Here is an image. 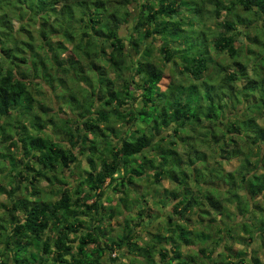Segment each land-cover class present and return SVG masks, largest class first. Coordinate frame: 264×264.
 <instances>
[{
	"label": "trees",
	"instance_id": "16d2710c",
	"mask_svg": "<svg viewBox=\"0 0 264 264\" xmlns=\"http://www.w3.org/2000/svg\"><path fill=\"white\" fill-rule=\"evenodd\" d=\"M9 2L0 0V8ZM133 4L137 10L134 17ZM13 5L14 9L21 8ZM239 6L264 23V0H30L26 7L39 17L38 43L29 33L18 38L19 30L28 29L23 24L12 30L11 16L7 11L0 12V142L7 143L0 147V162L6 158L12 166L5 193L9 204L4 213L0 209V264H114L115 257L110 254L123 242L141 250L147 264H264L256 249L249 254H233L224 242L264 238V80L248 77L247 59L240 58L244 47L239 36L251 35L246 31L244 34L241 21H235L246 18L236 11ZM221 10L230 17L213 32L205 24L209 18L205 15L214 11L218 16ZM15 14L22 17L21 11ZM130 18L131 32L126 36L121 26ZM73 39L76 41L70 47L67 41ZM209 46L214 52L227 53L234 66L217 59ZM246 50L251 53L252 49L246 45ZM159 61L178 67L190 82L170 79L162 88L165 75ZM59 71L76 85L70 86L71 103L67 105L75 117H62L59 110L40 105L31 90L33 84L39 88L46 83L52 91L55 81L63 87L67 79ZM223 71L218 77L222 90L219 87L216 95L226 97L225 112L221 102L214 103L208 79L210 72ZM36 78L38 81H34ZM238 79L245 80L240 89L234 84ZM59 101L58 108L63 110V101ZM206 101L209 103L204 112ZM217 107L221 123H226L220 126L219 120L217 128L211 127L214 144L220 142L216 149L220 151L214 157L220 169L213 166L197 182L209 160L199 169L192 166L197 173L193 179L198 185L195 192L188 177L184 179L175 170V163L192 161L186 148L183 156L178 151V126L191 117L201 122L200 111L210 123ZM233 108L241 112L238 110L231 120L228 113ZM136 120L144 126L132 129ZM48 121L61 139L31 132L34 124V129L39 130ZM118 121L124 130L118 128ZM164 126H170L172 131L166 139L159 136ZM239 137L248 146L246 151L257 159L241 150ZM78 155H82L86 166L76 173L73 183L63 171L72 165L78 168ZM231 155L242 160L234 171H226L216 157L229 159ZM19 163L24 166L21 170ZM222 173L229 183L226 191L237 202L235 205L232 201V211L220 202L222 189L213 195L208 185L202 187L201 182H213ZM20 178L26 180L22 187ZM163 178H168L173 187L164 188V195L153 202L162 190ZM43 179L48 184L45 198L40 197L42 189L38 184ZM140 180L149 184L144 186L143 194L133 195L130 211L135 204L139 208L129 214V219L125 215L121 235L114 239L105 226L116 212H122L118 204L125 207L127 200L122 202L120 197H124L119 196L117 207L111 205L107 189L112 186L119 193L122 189L135 192L138 188L134 185ZM147 196L158 207L170 201L171 208L164 218L166 233L154 235V242L144 248L137 244L134 230L141 220L152 216L140 206L141 201L148 205ZM210 210L221 215L222 224L212 216L203 221ZM249 212L253 217L248 223ZM191 220L193 228L188 227ZM232 222L238 224L239 230ZM205 224L215 229L206 231L202 228ZM189 234H195L201 245L196 253L190 248L185 256L179 245L191 247L195 238ZM210 240L224 243V251L218 250L216 258L212 256L216 248L208 247ZM157 243L160 244L155 248Z\"/></svg>",
	"mask_w": 264,
	"mask_h": 264
},
{
	"label": "rangeland",
	"instance_id": "374dc122",
	"mask_svg": "<svg viewBox=\"0 0 264 264\" xmlns=\"http://www.w3.org/2000/svg\"><path fill=\"white\" fill-rule=\"evenodd\" d=\"M19 1L21 3L17 2L16 0H10L9 3L3 5L2 8H0V12L7 11L8 14L11 16L12 22L10 23V26H11L12 30L19 29L21 27L20 25H23V24L26 27V29H28V31L19 30V33H17L18 38H22V36H24L26 33H29L34 37L33 40H36L35 43H38V41H39V37H38L39 17L34 15V14L32 15L30 13V10L26 7V3L29 2L30 0H19ZM225 1H228V0H225ZM15 3H16V5H20L21 8L20 9H14L13 4H15ZM131 7H132V16L134 17L135 13L137 12V10L135 8V4L131 5ZM20 11L22 13L21 18L15 14V13H19ZM236 11H238V13L240 15L246 16L245 19H242V18L239 19L240 17L237 18L235 20L236 23L241 21L242 25L244 26V28H242V31H244V34L246 31V33L248 32L251 35V37H246V38L243 37L242 34H241V36H239V40L242 41L241 43L244 47L241 50L240 58L241 59H243V58L247 59L246 70L248 73L247 74L248 77L258 79L260 82L261 80H264V23L256 15L244 12V10L240 6L237 7ZM205 16L209 17V18H206L207 20H205L206 21L205 24L207 26H209L210 29L214 32L220 28V26H221L220 24L223 21V19L230 17V14L226 13L225 10H221L220 15H218V16L215 14L214 11L207 12ZM49 17L52 18L53 16L51 14H49ZM231 17H233V16H231ZM131 26H132V19L128 23L121 26L122 27L121 32L123 34H125L126 36H128L131 32ZM75 41H76L75 39H73L72 42L67 41V45H69L71 47L72 43ZM157 42L158 41L156 40V43ZM246 45L251 47V49H252L251 53L247 52ZM209 47H210V52L214 56H216L217 59L223 60L224 62H227L228 66H234L233 60L228 56L227 53L214 52L213 48L211 46H209ZM69 49L71 50V48H69ZM131 52L134 54L133 50ZM156 55H160V54L157 53ZM155 60L158 61L156 59V56H155ZM159 64L163 67L164 75H165L162 78L161 83H160V86L162 88H164L166 86V84L168 83V81L170 79H172L174 81H181L183 83L190 82V78L187 75L180 73L178 71V67L173 68V66H171V64H169V65L168 64L167 65L162 64V62H160V61H159ZM223 73H224V71L221 73H218V74L215 72H210L208 79L210 80L209 85L213 90V91L211 90V92H213L215 94V95H213L214 103L219 104L221 102L220 105L222 106V109L225 112L226 106H225L224 101L226 100V97L216 95V92L218 91V88L220 87L219 86L220 84L218 85V83L220 82V80H219L220 78L218 79V77L223 75ZM58 74L62 75V77L67 79V81L66 80L64 81L65 84L63 85V87H61L62 83L57 84V81L54 82L55 88L52 91L50 90L49 86L46 83H44L39 88H37V86L33 84L31 86V90L34 92V98L37 100V103L39 102L40 105H46V106L50 107L53 111L59 110V114L62 117L68 118L70 116V114H72L73 117H75L76 116L75 114L68 112L67 105H68V103H71V100L69 99V95H71V93H72L70 86H73L74 88H76V85L74 84V82H72L71 79H69L68 76H66L65 73H62L61 71H59ZM34 81H38V78L34 79ZM81 81H82V79L80 78V82ZM244 82H245V80H241V79L236 80L234 83L235 87L240 89L241 85ZM263 83L264 82H262V84H261V88L264 87ZM84 84L85 83L82 82L81 85H84ZM220 88L222 90V86ZM224 90H226V89L224 88ZM255 95L256 96L258 95L257 91H255ZM78 99H80V98H78ZM59 100L63 101L62 102V105L64 107L63 110H60L58 108V105L60 102ZM208 103H209V101H206L204 103L205 104L204 112L208 108ZM238 107L241 108L242 103H239ZM240 108H238V109L233 108L232 110L229 111L228 116H230V118H232L231 120H233V117L237 116L238 110H239L238 112H241L240 110L242 108L241 109ZM120 109H122V108H120ZM204 112L200 111V113H199V116L201 118V122H197L196 117H191V118H189V120L184 121L183 125L178 126V131H179L178 135L180 138L176 139L177 145L180 146L178 151L180 153H182L181 155L182 156L184 155L183 149L186 148L187 152H188L187 153L188 157L192 158L191 162H188L187 159H183L184 160L183 163L182 162L181 163H175L176 167L178 168V169L175 168L176 173L179 174L183 178L187 176L188 177L187 182L194 189L195 192H197L196 190H197L198 185H196V182L193 179H195L197 173H195L196 170L192 166L195 165V167H197L199 169L201 167H204L203 165L206 162L205 161L206 159L209 160V164H208L207 168L200 170V175L197 176V182H200V179L205 178L206 172H208V170L210 171L213 166L218 167L216 160H214V157L220 151V150L216 151L220 142L217 145L214 144L213 140H214L215 135H213V134H215V132L211 133V127L217 128V122L219 120L220 121L218 122V125L225 126V124H226V123L224 124L225 121L223 123H221L222 122L221 121L222 114H221L219 107H217L215 110V113L211 115L210 123H209L208 119L206 118ZM224 116H226V115H223V118H224ZM53 119L56 120L55 117ZM44 120H45V118H44ZM223 120H225V118ZM259 121H261L263 123V120L261 118H259ZM118 123H119L118 128H122V130H124V127H123L121 121L120 122L118 121ZM137 126L143 127L144 123L136 120L134 122V124H132L131 128L133 129L134 127H137ZM34 128H36L35 124H34L33 128L30 129L31 132L41 134L44 137H47V135L50 134L51 136H54L55 139H61L62 138V135H59L58 133L55 132L53 125L51 124L50 121L47 122L46 126H44L43 128H40L39 130H35ZM162 129L163 130H160V132H159V136L164 135L165 139L168 138V136L171 135V133H172L171 127L170 126H167V127L164 126ZM6 144H7L6 142L5 143L0 142V147L3 145H6ZM238 144L240 145L241 150H243L245 152V154H247L248 156H251V154L246 151L248 149V146L246 145L244 140H242V138H240V137L238 138ZM229 149H231V148H229ZM255 149L258 150L257 148H255ZM243 151H242V153H243ZM223 153H225V152H223ZM226 154H228V152H226ZM17 157H18V155L15 154V159H14L15 163L18 162ZM78 157H79L78 168H76L75 165H72L70 169L64 168V171H63V174L68 178L67 180L73 181V183H76V180H75L76 179V173L78 171H82L83 167L86 166V163L82 158V155H78ZM230 157H232V158L225 159V158H219V156L216 157L218 159V161H220V165L222 164L223 169L226 171L227 170H233L234 171L236 169V167H238V165L240 164V162L242 160V158H240V156H237V155H235V157H233L231 155ZM251 157L254 159L256 158L254 155H252ZM11 167L12 166H11L10 162L8 160H6V158L0 162V189L3 187V189H2L3 192H0V209H1V212H3V213L6 211L5 210L6 206H8V204H9L8 198H7L5 193H6V190L9 189V186H10L8 180L11 178V176H9L7 174L9 172V169H11ZM23 167H24L23 164L19 163V166H18L19 170H21ZM219 169L220 168L218 167V169H215V170L219 171ZM258 170H259V168H258ZM11 173H14V171H12ZM184 179H186V178H184ZM24 181H26L24 178L19 180V184L21 185V187L25 183ZM144 182L146 183V181H143L142 183H144ZM167 183H168L167 181L164 182L165 185ZM201 183H204V184H202V187H205L208 185L209 188L212 189L211 193L213 195H216V191H219V189H222V191L220 192L221 193L220 194V202L222 201L223 207H226V209L228 208L230 211L234 210L233 204H231V203H232V201H234V204L236 205L237 202H236V199H233L230 196V193H228L226 191V188L229 185L227 175L222 173L221 177L215 181L213 180V182L208 181V182H201ZM38 184L40 186V189H42V191L40 193V197L45 198V195H46L47 190H48L47 181L43 179V180L39 181ZM145 185H148V184H145ZM144 186H143V188H144ZM212 186H216V187H212ZM150 187H152V186H150ZM145 188H146V186H145ZM107 190H108V195H111V196H109L107 201L111 202V205L117 207V205H115V201L116 200L118 201L119 198L117 196L116 190H114L112 188V186H109ZM122 190L123 191L120 193L119 196H122L124 198L120 197V200L123 199L124 202H125V200H127V204H125V207H124L123 204L121 205V203H120V204H118L119 207H117V208L119 211L125 212L124 213L125 215L128 214L127 218L129 219L130 218L129 217L130 216L129 215L130 207L133 205V203L131 202V199H133V195L135 196L136 192H138V191L132 192V190H129V189H128L129 191L127 189H122ZM238 192L241 193V190ZM143 193H144V190L141 189V191H139V195H141ZM113 195H115V196L113 197ZM228 198L231 199L230 202L228 201ZM123 200H122V202H123ZM170 203L171 202L168 201L166 206H162V207L160 206L159 212H156V213L162 214V212H164V214H165V212H167L171 208ZM106 204H107V202H106ZM240 205L242 206V204H240ZM245 207H247V209H249L248 205H244V208ZM144 208H147V207L144 205ZM133 210H135V206L133 207ZM253 210H255V208H253ZM248 214L249 215H247L246 219H247V222L249 223L250 219L253 217V214H250V212ZM209 216L214 217V219H216V217H217V219L219 218V220L222 219L221 215L217 214L213 210H210L209 214L204 217L203 221H205V222L208 221ZM133 218H134V220L136 219L135 216H133ZM237 218L241 219V217H237ZM221 221L222 220H220V223L222 224ZM223 221H225V219H223ZM231 224L234 225L235 229L239 230L238 224H233V222ZM197 228H201V225L198 226ZM202 228L206 231L211 232V230L214 227L211 224L210 225L205 224V225H202ZM148 229H149V226H148ZM256 229H257V227L255 228V230L253 232H255ZM136 232H137V234L139 233L142 238H147V233L145 231H142L140 226L137 227ZM240 233H242V235H247L244 232H240ZM259 235H260V233H259ZM189 237L195 238L194 240L192 239L194 241V243L191 244V248H193V249L198 248L201 245L200 243H197L199 241H196L198 239L195 236V234L194 235L189 234ZM260 240H261L260 237L259 238L255 237V239L251 242L248 241V239H245V242H240V241H237L235 239L224 240V242L226 241V244H229V247H230L229 250L233 254L238 252V251H244V252L246 251L249 254L252 249H256L257 250L256 252L260 256L261 261L264 262V238L262 241H260ZM142 241H143L142 239H139L138 242L142 243ZM246 242H248V243H246ZM223 244H224L223 242L219 243V242H214L213 240L208 241V247L209 248H216L215 253L212 255V256H214V258H216V252L218 250L224 251L225 248H224ZM182 248H183V251L190 250L189 247L185 246V245H183ZM33 249H35V248L33 247ZM196 251L197 250L195 249V251L193 250L192 253H196ZM117 254H118V252L115 249L111 252L110 255H111V257H115ZM106 260H107V258H106ZM246 263L248 264L249 262H246ZM211 264H213V263H211Z\"/></svg>",
	"mask_w": 264,
	"mask_h": 264
},
{
	"label": "crops",
	"instance_id": "0c3cea01",
	"mask_svg": "<svg viewBox=\"0 0 264 264\" xmlns=\"http://www.w3.org/2000/svg\"><path fill=\"white\" fill-rule=\"evenodd\" d=\"M260 170L261 169L259 168L258 171H260ZM166 181L168 183L165 185L164 182H166ZM139 182L140 183L134 185L135 189L138 188V189L135 190V191H138V193H139V191H141V189L144 190L143 186L145 184H149L148 182L142 183L143 181L141 182V180ZM162 183H163V185L161 186L162 190H159V193L154 198L153 202L157 201L159 199V197L164 195L163 194L164 193V191H163L164 188L173 187L172 183L170 182V180L168 178H163V182ZM190 188H191V186H190ZM116 193H117V196L119 197L120 193L117 192V191H116ZM108 196H111V195H108ZM114 196L115 195H113V197ZM146 199L148 200V205L143 204V202L141 201L140 206L144 207V205H145L147 207L146 209L149 212H151L152 216L141 220L140 221V227H141L142 231H145L147 233V238H142L139 233L137 234V232H136V237H135V240H137V244L139 246H141V247H144V248H148L150 243L154 242V238H153L154 235H156L157 233H161V234H165L166 233V226H165L164 218H165L167 212L170 210L169 209L167 212H165V214H164V212H162V214L161 213H156V212H159V207L160 206L158 207L157 206L158 204H155V203L153 204L152 199L149 198L148 196L146 197ZM167 203H168V201L166 200L164 206H166ZM162 206L163 205H161V207ZM138 208H139V205L135 204V210L132 209L131 210L132 212L130 211V213L136 212L138 210ZM124 213L125 212H123V211L122 212H116V214L111 218V220L107 221V224L105 226L107 229L110 230V233H112L114 239L118 238L121 235L122 230H121L120 226L122 225L121 222H123L124 219H125V214ZM126 216H128V214ZM181 222L184 223L186 221L185 220H181ZM131 224H132V222H131ZM148 226H149V229H148ZM193 226L194 225H193L192 220H191V222L189 221L188 227L189 228H193ZM136 229H137V227H136ZM136 229L134 231H136ZM139 239L143 240L142 243L138 242ZM159 244L160 243H157L155 248H157ZM162 244L165 245V246L167 245L166 242H163ZM183 245L187 246L186 244H182L181 243L179 245V250L181 251V253L185 254V256H186V253H189V250L183 251V248H182ZM190 248L191 247H189V249ZM194 249H197V248H194ZM116 250H117L118 254L115 256L114 264H120V263H122V264H147L146 263V261H147L146 258L147 257L143 254V252H141V250L139 251L138 249L129 247L128 243H126V242H123L122 246L119 249H116ZM154 258H155V260L158 259L157 254L154 255ZM101 261L103 263L106 262L104 259H101ZM190 261H191L190 263L193 262L192 260H190Z\"/></svg>",
	"mask_w": 264,
	"mask_h": 264
}]
</instances>
